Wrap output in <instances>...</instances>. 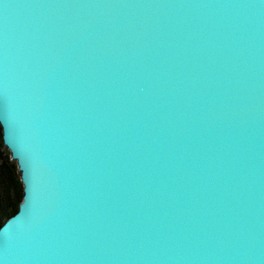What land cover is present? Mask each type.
<instances>
[{"label": "water", "instance_id": "95a60500", "mask_svg": "<svg viewBox=\"0 0 264 264\" xmlns=\"http://www.w3.org/2000/svg\"><path fill=\"white\" fill-rule=\"evenodd\" d=\"M0 126V264H264V0H0Z\"/></svg>", "mask_w": 264, "mask_h": 264}, {"label": "trees", "instance_id": "16d2710c", "mask_svg": "<svg viewBox=\"0 0 264 264\" xmlns=\"http://www.w3.org/2000/svg\"><path fill=\"white\" fill-rule=\"evenodd\" d=\"M24 187L17 164L10 160V153L4 149L0 126V228L19 211Z\"/></svg>", "mask_w": 264, "mask_h": 264}, {"label": "rangeland", "instance_id": "374dc122", "mask_svg": "<svg viewBox=\"0 0 264 264\" xmlns=\"http://www.w3.org/2000/svg\"><path fill=\"white\" fill-rule=\"evenodd\" d=\"M3 144H4V143H3ZM4 149L7 150V152L10 153V151L7 149V147H6L5 145H4ZM10 160L16 163V161H14V160L12 159L11 154H10ZM16 164H17V163H16ZM17 167H18V166H17ZM18 172H19V170H18ZM19 174H20V172H19ZM20 178H21V174H20ZM21 182H22V181H21Z\"/></svg>", "mask_w": 264, "mask_h": 264}]
</instances>
